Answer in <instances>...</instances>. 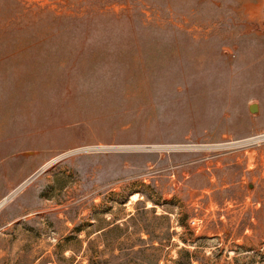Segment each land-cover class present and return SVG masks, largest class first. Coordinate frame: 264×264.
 <instances>
[{
  "label": "rangeland",
  "instance_id": "374dc122",
  "mask_svg": "<svg viewBox=\"0 0 264 264\" xmlns=\"http://www.w3.org/2000/svg\"><path fill=\"white\" fill-rule=\"evenodd\" d=\"M6 198L0 264H264V0H0Z\"/></svg>",
  "mask_w": 264,
  "mask_h": 264
},
{
  "label": "trees",
  "instance_id": "16d2710c",
  "mask_svg": "<svg viewBox=\"0 0 264 264\" xmlns=\"http://www.w3.org/2000/svg\"><path fill=\"white\" fill-rule=\"evenodd\" d=\"M132 249V253L135 255V261H133V259H126L118 264H159L156 258L144 255L147 251L146 244L143 243V245H140L137 249L134 247H132ZM190 262V252L184 249L180 250L179 257L176 259L175 264H191Z\"/></svg>",
  "mask_w": 264,
  "mask_h": 264
},
{
  "label": "water",
  "instance_id": "95a60500",
  "mask_svg": "<svg viewBox=\"0 0 264 264\" xmlns=\"http://www.w3.org/2000/svg\"><path fill=\"white\" fill-rule=\"evenodd\" d=\"M258 110H259V106H258V103H251L249 105V111L251 113H258Z\"/></svg>",
  "mask_w": 264,
  "mask_h": 264
},
{
  "label": "bare ground",
  "instance_id": "6f19581e",
  "mask_svg": "<svg viewBox=\"0 0 264 264\" xmlns=\"http://www.w3.org/2000/svg\"><path fill=\"white\" fill-rule=\"evenodd\" d=\"M7 200H8V198L4 199V200L1 202L0 206H2V204L6 203Z\"/></svg>",
  "mask_w": 264,
  "mask_h": 264
},
{
  "label": "crops",
  "instance_id": "0c3cea01",
  "mask_svg": "<svg viewBox=\"0 0 264 264\" xmlns=\"http://www.w3.org/2000/svg\"><path fill=\"white\" fill-rule=\"evenodd\" d=\"M0 204H1V202H0ZM1 207V206H0Z\"/></svg>",
  "mask_w": 264,
  "mask_h": 264
}]
</instances>
